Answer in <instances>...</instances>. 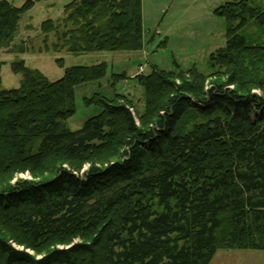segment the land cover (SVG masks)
Wrapping results in <instances>:
<instances>
[{
    "label": "trees",
    "instance_id": "trees-1",
    "mask_svg": "<svg viewBox=\"0 0 264 264\" xmlns=\"http://www.w3.org/2000/svg\"><path fill=\"white\" fill-rule=\"evenodd\" d=\"M40 1L15 8L0 0V51ZM218 13L227 43L213 63L230 72L227 85L166 93L181 74L155 70L139 80L140 125L117 96L96 99L102 113L69 128L75 88L103 80L105 63L52 82L20 60L12 71L22 82L11 91L0 76V264H211L222 250L264 251V93L243 89L240 66L233 70L245 60L262 74L254 61L264 46L247 31L264 37V5L235 1ZM42 29L75 56L140 52L142 0H76ZM22 174L40 180L12 183Z\"/></svg>",
    "mask_w": 264,
    "mask_h": 264
},
{
    "label": "rangeland",
    "instance_id": "rangeland-1",
    "mask_svg": "<svg viewBox=\"0 0 264 264\" xmlns=\"http://www.w3.org/2000/svg\"><path fill=\"white\" fill-rule=\"evenodd\" d=\"M6 1L15 8H21L32 0ZM74 1L42 0L36 3L31 11L23 15L11 48L0 51V76L5 91L20 88L22 76L12 71V65L20 60L25 62L26 67L40 71L52 82L61 80L66 70L75 66L107 64L108 72L103 80L75 88L76 115L68 123L72 131L81 130L88 120L102 113V109L93 103L96 99L114 100L117 96L128 100L132 106L131 112L140 125L147 103L139 80L155 70L181 74L171 78L173 88L166 93H203L214 83L227 85L230 72L213 63L218 51L225 48L227 43V23L218 11L227 3L241 0H142L145 32L142 51L80 56L72 55L64 48L56 49L58 39L55 33L45 34L42 29L46 21L58 24L60 19H64L66 6ZM247 33L254 45L264 46V37L258 29L249 27ZM262 59L254 61L262 65V74L252 73L244 65L245 60H240L237 67L233 68L238 75L240 66V74H243L239 85L257 95L264 93L260 86V81H264V54ZM60 60L64 61L63 67L58 63ZM18 180L37 182L40 178L22 174L12 183ZM10 244L37 258L43 257L13 241ZM72 245L64 247L70 248ZM211 264H264V251L222 250L215 255Z\"/></svg>",
    "mask_w": 264,
    "mask_h": 264
}]
</instances>
